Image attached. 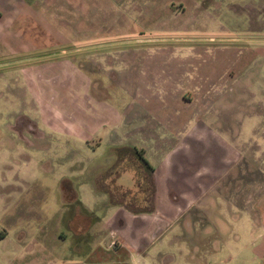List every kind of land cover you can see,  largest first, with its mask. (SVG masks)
<instances>
[{
	"label": "rangeland",
	"instance_id": "374dc122",
	"mask_svg": "<svg viewBox=\"0 0 264 264\" xmlns=\"http://www.w3.org/2000/svg\"><path fill=\"white\" fill-rule=\"evenodd\" d=\"M261 2L12 0L44 35H21L17 46L31 51L0 67V264L87 252L79 233L106 234L105 197L96 194L116 198L126 157L147 166L135 144H173L178 131L163 125L201 115L219 134L235 129L244 141L250 132L249 166L264 169V46L247 41L264 39ZM58 51L66 52L37 57ZM132 168L127 195L147 187ZM245 184L238 178L236 189Z\"/></svg>",
	"mask_w": 264,
	"mask_h": 264
},
{
	"label": "crops",
	"instance_id": "0c3cea01",
	"mask_svg": "<svg viewBox=\"0 0 264 264\" xmlns=\"http://www.w3.org/2000/svg\"><path fill=\"white\" fill-rule=\"evenodd\" d=\"M23 8V5L19 8V3L13 7L12 0H0V67L23 62L3 61L31 51L17 46L16 40L21 35H37V29L44 35L42 25L30 30L26 27L29 23L21 21L27 19L22 18ZM262 11L264 3L259 12ZM186 12L185 9L183 14ZM247 41L249 46L254 45V50L262 51L263 38ZM222 44L229 46L227 40ZM4 74L0 70V77ZM229 91L221 99H230ZM201 117L191 118L176 129L177 124L163 125L160 130L178 131L171 145L165 139L152 146L134 143L152 171L139 160L134 164L126 157L128 168L123 169L125 172L117 178L119 184L113 188L116 198L109 200L112 193L94 191L96 196L105 197L103 207L107 217L102 224L106 234L97 237L85 227L76 239L89 243L87 252L39 256L38 260L51 264L56 261H60L58 264H264V169L258 168L253 173L246 158L250 156L253 161V138L249 132L240 141L234 136L235 129L229 128L219 134ZM242 126L237 130L247 134ZM256 128L260 132L258 126L249 131ZM125 144L128 143L111 141L106 147ZM243 149L244 156L240 152ZM133 166L141 168L139 173L147 187L139 192L137 186L135 194L127 195L125 190L135 185L137 171ZM238 178L246 183L241 191L236 189ZM93 240L97 243L94 249Z\"/></svg>",
	"mask_w": 264,
	"mask_h": 264
},
{
	"label": "water",
	"instance_id": "95a60500",
	"mask_svg": "<svg viewBox=\"0 0 264 264\" xmlns=\"http://www.w3.org/2000/svg\"><path fill=\"white\" fill-rule=\"evenodd\" d=\"M61 53H63V51H58V52H53V53H49V54H44V55H40V56H37V57H45V56H51V55H56V54H61ZM37 57H31V58L33 59V58H37ZM31 58H29V59H31ZM22 60H24V59H22Z\"/></svg>",
	"mask_w": 264,
	"mask_h": 264
}]
</instances>
